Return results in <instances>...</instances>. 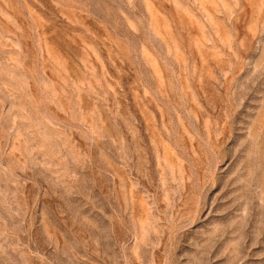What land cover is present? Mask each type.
Returning <instances> with one entry per match:
<instances>
[{
  "label": "rangeland",
  "instance_id": "1",
  "mask_svg": "<svg viewBox=\"0 0 264 264\" xmlns=\"http://www.w3.org/2000/svg\"><path fill=\"white\" fill-rule=\"evenodd\" d=\"M0 264H264V0H0Z\"/></svg>",
  "mask_w": 264,
  "mask_h": 264
}]
</instances>
